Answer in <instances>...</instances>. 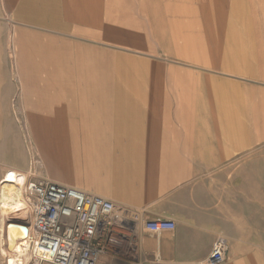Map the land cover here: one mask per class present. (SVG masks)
<instances>
[{
  "label": "crops",
  "instance_id": "0c3cea01",
  "mask_svg": "<svg viewBox=\"0 0 264 264\" xmlns=\"http://www.w3.org/2000/svg\"><path fill=\"white\" fill-rule=\"evenodd\" d=\"M2 1L4 7L10 9L12 0ZM83 1L14 0L19 4L18 10L27 12L29 17L101 18V24H106L104 21L107 19L122 24L123 18H132L133 11L137 12L132 7L137 8L135 6L139 3L137 0ZM96 11L102 15L94 14ZM62 32L72 33L71 30ZM150 35L158 50L161 49L164 55L168 52L165 57L182 73L177 80L172 76L170 82L174 79L178 82L181 78L189 80L192 75L197 90L195 94L188 95H194L198 103L195 111L204 117L199 93H208L211 98L209 107L213 111L219 109L222 123L197 121L194 125L187 124L186 109L183 113L180 107L166 104L165 96L171 92L165 90L150 93L154 102L147 121H134L126 126L116 122L113 110L109 117L96 114L95 122L84 123L81 117L80 121L86 127L94 125L97 130L114 131L112 136L106 133L104 140L99 138L104 141L102 146L108 147L112 143L122 149L120 157L114 160L117 161L114 171L120 170L117 178L110 177L111 180L108 179L103 186L84 185V189H78L104 197L112 201L117 209L136 214V217L124 222V226L133 228L129 252H124L123 244H120L117 247L120 251H116L114 259L108 255V250L98 264H206L216 241L225 238L219 237L225 233L218 229L220 224L217 222L218 212L225 210L219 205L223 200L217 198L218 179L234 180L242 176L244 167L235 164L261 162L255 156L243 153L246 147L245 128L235 121L239 112L234 103V86L235 83L260 84L262 94L257 97L264 100V0H150ZM186 68H194V72H188ZM214 69L219 74L217 82L222 85L217 90L212 88L211 92L209 85L202 86V83H216ZM203 72L206 73L205 79ZM19 86L17 96L24 102L28 120L30 116H35L36 122L29 120L30 124L41 126L43 130H55V125L61 121L59 112H49L53 116L51 118L32 112L27 105L28 96L23 93L20 83L17 88ZM65 114L69 115L66 111ZM62 124H65V119ZM106 152L104 154L108 156ZM203 164L216 165L215 169L209 166L203 170ZM203 179L209 181L204 183ZM138 185L140 189H135ZM158 220L174 222L175 230L160 233L147 230V223ZM7 223L20 224L18 227L22 229L24 222L10 219ZM120 237L122 240L126 238L123 232H120ZM225 239L229 244L230 240ZM3 246L6 247L5 244ZM256 255L259 254L242 251L230 241L223 264H260V257Z\"/></svg>",
  "mask_w": 264,
  "mask_h": 264
},
{
  "label": "rangeland",
  "instance_id": "374dc122",
  "mask_svg": "<svg viewBox=\"0 0 264 264\" xmlns=\"http://www.w3.org/2000/svg\"><path fill=\"white\" fill-rule=\"evenodd\" d=\"M137 1L139 2L135 6L137 8L134 9V5L132 7L133 10L137 11H133L131 14L132 18L129 16L123 18V22L120 25H106L99 23L103 21L101 18L73 20L53 19L44 16L29 17L27 12L18 10L19 4L14 2V0L10 4V9L4 7L2 5L3 1L0 0V32L6 33L10 29L19 33V31L25 32L31 29L32 31H38L45 33L44 35L61 39L59 37L61 35L57 33L67 30H83L84 33L78 35L82 40L69 36L68 43H83L86 49H96V52L100 51L99 55L106 64V74L109 75L112 66L119 60L122 62L126 61L125 63H130L132 66L135 65L139 70H143L145 67L151 69L155 66V70L161 74L159 86L162 87V90H160V87L156 90L170 91V78L175 76L177 80V76L182 75V73L178 71L177 65H171V60L165 58L168 52L164 55L163 51L161 49L158 50V46L151 41L150 0ZM94 14L102 15L100 11H96ZM32 15H35V13ZM108 21L109 19L105 20L104 23ZM85 22L86 25H84ZM153 29L154 31L156 30L155 28ZM5 35H0V50L5 45ZM1 53L0 191L5 178L14 174L23 179L24 185L31 181L57 183L55 180L57 178L65 181L68 180L72 183L67 186H75L80 189L84 185L87 187L103 186L108 179L111 180V178L116 177L120 172L114 171L113 168L117 162L114 160H117L118 156L120 157L122 147L118 145L114 146L112 143L110 146L104 147L101 145L104 141H100L102 138L103 140L105 139L106 133L112 136L114 131L97 130L93 128L96 127L94 125L86 127L80 121L81 116L75 112L71 114L70 111L69 115L65 114V124L61 125V122H59L58 125H55V127L59 126L58 129L45 131L51 137H56L55 143H52L53 145H47L43 142L38 143L36 141L38 135L36 136L35 134L38 133H35L31 129L30 121L25 112L24 102L22 98H18L17 96L19 90L17 91V86L10 79L13 66L5 53L3 56H1ZM186 70L194 72V68H186ZM205 70L203 71L205 72ZM188 72L187 75H189ZM215 72L213 79L216 83H202V86L203 84L209 85V91L213 90L212 88H216L217 90L218 86L222 85L217 82L219 74ZM203 75L205 79L206 73ZM104 79H108L111 88H113L112 78L104 77ZM190 79L193 80L192 75ZM110 86L108 89H110ZM151 86L155 89L158 85L154 83ZM234 89L235 95L237 94L235 99L238 100H235L236 111L239 112L235 116V121L240 122L244 126L245 132L243 133L247 137L245 138L246 140L244 139L246 147L243 149V153L255 156L261 162L235 164L236 166L241 165L244 167L241 173L242 176L236 177L234 180L218 179L219 187L218 190L216 188L212 190V197H214L216 190L217 198L223 200V203L219 205L225 209L218 212L217 222L220 224L218 229H221L225 233L219 237H225L228 241L234 242L242 251L259 254L256 255L260 257L258 261L260 264H264V100L257 97H260L262 94L260 84L235 83ZM208 95L205 92L199 93V96L202 97H199V99L201 101L203 119L205 122L208 121L211 124L213 122L218 123L219 119L221 122L223 117L218 114L219 110L216 108L213 111L209 107L211 98L209 99ZM205 98L206 101L208 99L207 102ZM35 112L39 113L38 115L42 117H53L49 112L42 111V109ZM29 138H31V141ZM47 146L51 152L48 155L45 154V150H48ZM104 151H108V156L105 155L107 152L104 154ZM215 165L203 164L202 169L206 170L209 166H213L210 169H215ZM12 166L16 167L20 172L12 171ZM202 181L205 183L209 180L203 179ZM232 182L234 183L233 185ZM135 189H140V185ZM117 210L122 214L123 220L119 222L115 220L114 222L113 238L108 251V255L112 256V259H114L116 251H120L118 249L121 246L120 244H123L124 252H129L128 250L132 243L130 236L133 228L124 226V222L129 218L136 217V214L131 213L130 210L124 211L120 208ZM120 232H123L126 236L125 239L123 238L122 240ZM3 245L0 232V264H7V259L1 255V246Z\"/></svg>",
  "mask_w": 264,
  "mask_h": 264
},
{
  "label": "bare ground",
  "instance_id": "6f19581e",
  "mask_svg": "<svg viewBox=\"0 0 264 264\" xmlns=\"http://www.w3.org/2000/svg\"><path fill=\"white\" fill-rule=\"evenodd\" d=\"M9 7L11 8V6ZM79 10L81 11V9ZM78 18H80V16ZM113 23H115V20L109 19L106 24ZM116 24H120L119 21L116 22ZM22 33L24 34L23 36ZM68 33H57L61 35L59 36L61 39H56L44 35L45 33L32 31L31 29L26 30L25 32L19 31V33L18 31L16 32L10 29L7 30L6 33L0 32V35L6 34L4 41L5 45L3 46V49L0 50V53L2 52L1 56L5 53L6 57L10 60V63L13 66V71L10 74L11 82L16 84V86L20 83L22 91L24 90L23 93H26L28 96L27 105L29 110L35 112L42 109V111L46 112H52V110L59 112V120L61 119V123L64 122L65 111L67 113H70L71 111V113L75 112L76 114H79L84 123H90L91 121L95 122L96 114H104L107 115L106 117H109L111 110L114 112L116 122L120 124L124 123V125H126L127 123H132L134 121H147L148 117L150 118L152 102H154L150 97V93L152 94L153 92H160V90H162V87L159 86L161 74L155 70V66L151 69L145 67L143 70H139L135 65L134 67L130 63H125L126 61L122 62L119 60L114 63V66H112V70L108 75L106 74L107 70L105 68V61L99 55L100 51L96 52V49H86L83 43H68L69 36L74 39L82 40L78 35L83 34V30H76L71 34ZM145 61L147 60L145 59ZM104 77L112 78L113 88H111L109 84L110 81L108 79L105 80ZM174 81L175 79L169 88L171 92L170 95L165 96L166 104L168 103L172 106L180 107L181 112L183 109V113L184 109H186L185 122L187 124L194 125L197 121L199 123L203 122L204 119L195 111V107H198V103L196 104V100L193 98L194 95H188L196 93L197 87L195 89V82L192 79L188 81V79L185 80L183 78L178 80V82ZM154 83L158 85L155 89L151 86L152 84L154 85ZM109 86L110 89H108ZM159 87L160 90H156ZM19 88L20 86L18 89ZM210 96H212V93H210ZM205 97L207 96L205 95ZM231 97H233V95ZM36 118H39V116ZM29 120L32 123L36 122L35 116H30ZM56 129H58V127H56ZM32 130L35 131V133H38L35 134L36 136L38 135V137H36L38 143L43 142L47 145H53L52 143L55 141L56 137H51L50 134L45 133L46 130H43L41 126H32ZM30 139L31 138H29V140ZM49 153L51 154L49 149L45 150L46 155ZM130 160L132 161L133 158ZM13 170L19 171L16 167L12 166V171ZM124 170L122 171L124 172ZM55 180L57 183L69 184L65 180L57 178H55ZM24 186L23 179L14 174L5 178L0 191L1 239L6 245V247L3 246L1 255L5 256L7 264H23L24 260L19 253L20 244L27 239L30 232V208L24 195ZM100 194L105 195L104 192ZM114 216L118 222L123 220L122 214L118 212L117 208H115ZM10 219L23 221L24 223L21 225L23 228L20 229L18 227L20 224H8L7 221Z\"/></svg>",
  "mask_w": 264,
  "mask_h": 264
},
{
  "label": "built area",
  "instance_id": "2783aa9c",
  "mask_svg": "<svg viewBox=\"0 0 264 264\" xmlns=\"http://www.w3.org/2000/svg\"><path fill=\"white\" fill-rule=\"evenodd\" d=\"M24 195L30 232L20 244L23 264H98L109 250L116 220L112 201L50 181L27 182ZM146 228L160 233L176 225L158 220ZM228 250L227 240L219 238L206 264H223Z\"/></svg>",
  "mask_w": 264,
  "mask_h": 264
}]
</instances>
